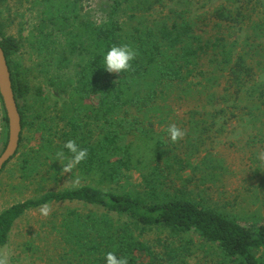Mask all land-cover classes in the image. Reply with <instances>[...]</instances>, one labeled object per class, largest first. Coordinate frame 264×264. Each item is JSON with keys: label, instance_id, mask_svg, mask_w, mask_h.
<instances>
[{"label": "trees", "instance_id": "16d2710c", "mask_svg": "<svg viewBox=\"0 0 264 264\" xmlns=\"http://www.w3.org/2000/svg\"><path fill=\"white\" fill-rule=\"evenodd\" d=\"M6 1L0 0V5ZM86 1L91 0H34L39 23L33 44L48 60L42 72L47 73L49 86L68 95L74 104L97 98L91 115L76 104L65 109V124L59 133L62 147L75 139L88 149L87 159L77 170L97 187L47 192L12 205L0 214V247L7 244L15 221L26 211L52 202L79 201L105 212L83 214L69 209L62 214L57 232L67 264H106L109 251L126 256L129 264H189L188 259L203 247L192 240L193 235L217 245V250L210 252L213 261L205 264H264V219L243 223L207 207L188 191L192 182L214 181L226 169L211 158L208 149L199 164L191 162L211 132H223L224 126L236 119L253 134L248 144L264 141V11L259 2L223 0L204 12L199 10L206 5L196 9L180 5L150 23L153 5L163 0H110L108 15L100 22L81 15ZM181 1L187 4L178 0V5ZM125 43L139 51L134 71L108 73L105 54L113 45ZM0 44L23 129L24 113L18 100L30 88L21 79L19 64L11 60L20 42L0 28ZM69 64H78L73 82L59 73ZM52 69L54 75H50ZM200 76L196 86H201L199 94L207 96L206 102L190 111L184 141L167 142L165 133L155 126L167 115L169 91L182 87L186 93L193 79ZM21 142L20 137L19 147ZM27 164L29 160L24 159L22 166ZM187 170L193 176L185 177ZM135 171L141 178L140 190L117 193L102 188L119 184ZM198 173L201 176L197 177ZM177 182L182 183L180 188L175 186ZM155 230L167 232L165 240L157 241L163 250L157 242L142 239Z\"/></svg>", "mask_w": 264, "mask_h": 264}, {"label": "rangeland", "instance_id": "374dc122", "mask_svg": "<svg viewBox=\"0 0 264 264\" xmlns=\"http://www.w3.org/2000/svg\"><path fill=\"white\" fill-rule=\"evenodd\" d=\"M185 1L187 4L181 1L178 5V0H163L156 3L148 15L150 23L156 18L163 17L170 10L178 9L180 5L191 9L206 5L199 10L204 12L223 0ZM232 1L237 2V0ZM256 1L264 11V0ZM33 2L34 0H7L5 5H0L1 30L6 36L14 37L20 42L19 51L11 57V60L19 64L21 79L30 88L26 96L18 100L25 122L21 145L16 156L0 172V214L14 204L38 198L47 192L63 191L83 185L97 187V184L82 178L77 168L72 174H60L62 168L56 161V152L62 149L63 144L59 138V133L65 124L63 112L65 109L73 108L76 103H72L68 95L49 86L47 73L42 72V69L47 67L44 61L48 60H44L45 57L39 55L38 49L33 44L38 39L36 27L39 23V13ZM109 3L110 0L86 1L80 13L100 22L108 15ZM77 70L78 64H69L59 73L65 80L73 82ZM52 73H55L54 69L50 75H54ZM201 80L202 76L193 79V84L191 87L187 86L186 93L181 91L182 87L178 91L179 87L169 91L171 93L167 104L169 110H165L167 115H162L155 126L157 131L165 133L167 142H171L167 133L169 124L175 123L187 133L190 127L188 124L190 111L193 108L198 110L205 104L207 96H201L199 94L201 86H196ZM181 85L186 87V84ZM76 106L85 114L91 115L97 106V98L91 96L83 99ZM210 108V105L206 106V109L211 110ZM4 112V105L0 99V155L7 147L9 139V124ZM221 119L220 117L217 119L219 124L222 123ZM248 127L234 119L224 126L223 132L219 134L211 132L209 134L211 138L205 141V145L200 147L201 153L194 156L191 162L195 165L199 164L205 156L204 149H208L212 153L211 158L222 162L226 169L220 171L219 178L214 181L201 183L198 180L188 185L192 198L207 207L242 220L243 223H250L256 218L264 219V160L258 158L259 153L264 152V141L248 144V140L253 138ZM24 159L29 160V164L25 167L22 166ZM256 165H260L261 169H257ZM199 175L198 173L197 177ZM189 176H193L191 170H187L185 174V177ZM76 180H79V183L74 187L73 182ZM140 183V175L135 171L128 179L126 177L122 179L119 184H106L102 188L117 193L123 190L135 192L141 189ZM181 184L177 182L175 186L180 188ZM49 205L52 212L48 217L41 216L38 207L26 211L15 221L7 244L0 247V253L8 257V264H67L64 243L57 232L62 214L69 209H75L83 214L105 212L102 207L79 201L52 202ZM111 217L115 220L118 218L115 213H111ZM166 238L167 232L155 230L146 233L142 239L153 244L159 239ZM192 240L202 244L203 247L188 259L189 264L200 262L205 264L206 260L213 261L210 252L216 251L217 245L207 240H199L197 235H193ZM157 247L163 250L158 242ZM212 264L216 263L212 262Z\"/></svg>", "mask_w": 264, "mask_h": 264}, {"label": "clouds", "instance_id": "9594fccd", "mask_svg": "<svg viewBox=\"0 0 264 264\" xmlns=\"http://www.w3.org/2000/svg\"><path fill=\"white\" fill-rule=\"evenodd\" d=\"M138 49L131 44L113 45L104 56V69L108 73L121 74L122 72L134 71L133 62L138 58ZM168 138L173 143L184 139L186 131L177 124L171 123L167 128ZM88 149L81 147L75 139L66 141L61 150L56 152V161L61 165V175L73 172L88 157ZM259 159L264 160V152L259 153ZM79 180L73 182L75 187ZM40 215L48 217L51 212L49 204L41 205ZM106 264H129L126 256H117L115 251H109L105 255ZM0 264H8L7 255L0 253Z\"/></svg>", "mask_w": 264, "mask_h": 264}, {"label": "water", "instance_id": "95a60500", "mask_svg": "<svg viewBox=\"0 0 264 264\" xmlns=\"http://www.w3.org/2000/svg\"><path fill=\"white\" fill-rule=\"evenodd\" d=\"M0 95L6 111L9 124V139L7 147L0 155V172L4 165L12 159L19 148L22 133V119L12 88L11 74L7 58L0 44Z\"/></svg>", "mask_w": 264, "mask_h": 264}]
</instances>
